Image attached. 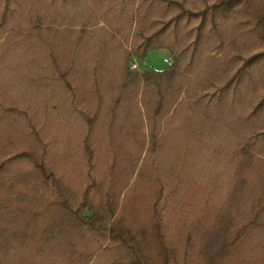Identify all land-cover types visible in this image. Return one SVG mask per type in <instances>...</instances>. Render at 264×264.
Listing matches in <instances>:
<instances>
[{
  "label": "trees",
  "instance_id": "obj_1",
  "mask_svg": "<svg viewBox=\"0 0 264 264\" xmlns=\"http://www.w3.org/2000/svg\"><path fill=\"white\" fill-rule=\"evenodd\" d=\"M85 1L0 0V264H264V0Z\"/></svg>",
  "mask_w": 264,
  "mask_h": 264
},
{
  "label": "rangeland",
  "instance_id": "obj_2",
  "mask_svg": "<svg viewBox=\"0 0 264 264\" xmlns=\"http://www.w3.org/2000/svg\"><path fill=\"white\" fill-rule=\"evenodd\" d=\"M88 1L83 0V4H87ZM83 5L78 4H69L67 6V10L69 9L71 12L74 11H83ZM27 20H24L23 22ZM68 26V24H67ZM171 63V57L167 49L165 48H151L147 51V53L143 57H132L130 62V67L132 69L142 70L145 68L154 69V70H162L168 67ZM57 113V112H55ZM59 117V112L57 113Z\"/></svg>",
  "mask_w": 264,
  "mask_h": 264
},
{
  "label": "water",
  "instance_id": "obj_3",
  "mask_svg": "<svg viewBox=\"0 0 264 264\" xmlns=\"http://www.w3.org/2000/svg\"><path fill=\"white\" fill-rule=\"evenodd\" d=\"M152 139H153V137H152Z\"/></svg>",
  "mask_w": 264,
  "mask_h": 264
}]
</instances>
